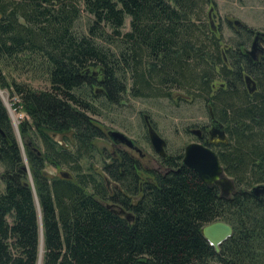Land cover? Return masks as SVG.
I'll return each instance as SVG.
<instances>
[{
	"label": "trees",
	"instance_id": "1",
	"mask_svg": "<svg viewBox=\"0 0 264 264\" xmlns=\"http://www.w3.org/2000/svg\"><path fill=\"white\" fill-rule=\"evenodd\" d=\"M203 2L0 0V90L26 117L18 132L28 168L0 99V264H38L41 232V264H264V197L250 194L264 185V56H245L246 37L229 69L203 22ZM82 12L91 17L85 34L75 28ZM30 74L46 88L19 80ZM95 86L111 104L124 94L175 98L172 90L183 92L178 99H202L224 126L227 143L212 149L234 193L221 197L202 183L182 154L161 159L164 171H143L120 152L102 170L118 183L111 196L82 165L104 137L91 116L97 95L85 93ZM55 135L64 142L70 135L73 146ZM46 164L68 168L69 178L48 179ZM217 221L232 228L218 252L202 235Z\"/></svg>",
	"mask_w": 264,
	"mask_h": 264
},
{
	"label": "rangeland",
	"instance_id": "2",
	"mask_svg": "<svg viewBox=\"0 0 264 264\" xmlns=\"http://www.w3.org/2000/svg\"><path fill=\"white\" fill-rule=\"evenodd\" d=\"M203 15L206 24H208L207 15L215 27H218L222 33L224 43H229L234 39L235 28L231 29L224 22L238 21L254 31L264 32V0H203ZM82 8V7H81ZM91 17L82 12L80 18L75 23L76 31L79 33H87V27ZM215 23V24H214ZM221 27V28H219ZM129 31V18L125 19L122 33ZM249 50V45L247 46ZM94 71V70H93ZM29 83L35 89L46 88L43 79L32 77V75H22L19 79ZM221 83H215L216 87ZM130 85H128L129 88ZM95 89H85L87 98L89 95L95 94ZM176 94L175 98H133L129 94H124L122 99L115 104L108 103L106 99L97 92V97L92 100L98 114L91 115L96 121V125L100 127L104 133V137L94 141L96 148L94 158L91 161L82 163L84 170L91 171L98 175L109 189L113 188L111 178L103 173V167L111 163L118 157L120 152H126L134 159L138 160L140 169L143 171L162 170L161 158L153 151L146 135V128L143 116H147L149 122L154 127L158 135L166 141V156L175 157L179 154L183 155L184 147L196 142L197 139L191 134V130L209 128V117L205 102L202 99H178L183 93L179 90H172ZM127 93H129L127 91ZM7 103L10 107L7 95ZM179 96V97H177ZM183 98V96H181ZM13 102L15 99H12ZM90 100V99H89ZM12 119H15V125L25 119V115L16 113L11 109ZM9 116V115H8ZM15 117V118H14ZM10 118V117H9ZM108 131H119L130 138L135 145L141 150L142 157L124 146L113 145L107 137ZM64 135H55L53 138L63 146L71 148L73 146L71 136L66 135L67 140L64 142ZM66 167L55 168L46 164L44 174L48 179L59 177L61 173H68ZM3 167L0 164V175ZM142 178L147 176L144 173ZM0 191H4V184L0 182ZM90 192V191H89Z\"/></svg>",
	"mask_w": 264,
	"mask_h": 264
},
{
	"label": "water",
	"instance_id": "3",
	"mask_svg": "<svg viewBox=\"0 0 264 264\" xmlns=\"http://www.w3.org/2000/svg\"><path fill=\"white\" fill-rule=\"evenodd\" d=\"M235 25H239L238 21L234 22ZM259 42L264 43V32L257 31L255 33V37L253 39V42L251 44V48L248 51V55L255 60L256 56L255 54L259 50ZM89 72V70H87ZM93 75L96 76L97 72H93ZM245 83L248 91L250 93H253L256 89L255 82L252 78L249 76H245ZM102 91V89H99ZM98 91H95V94ZM2 91L0 90V99L5 106L7 113L10 117V121L12 124V127L14 129L15 135L17 137V140L20 142V145L22 147L20 136L18 132L17 125L14 124L11 113H10V107L3 99ZM209 120L211 123V129L209 131V134L211 137H216L223 142H225V130L224 126L217 122V120L214 117L213 111L211 108H208L207 110ZM144 125L146 128V135L149 140V143L155 152V154L160 157L161 159H164L166 157V141L161 138L154 127L149 122V119L147 116H143ZM200 130H191V134L194 135L198 141L191 142L187 144L183 149V156H182V165L191 170L193 173L197 175V177L201 180L202 183H204L207 186L215 185L220 190V196L221 197H230L235 190V186L232 182V180L225 174L222 165L220 164L218 155L216 152L210 148L209 146H206L199 142L200 139ZM108 139L111 141L113 145L117 146H124L129 150L135 151L140 157H142L141 150L135 145V143L128 138L125 134L119 132V131H108L107 133ZM22 155L24 159L25 164V170H28L27 168V161L26 157L24 155L23 147H22ZM60 177L62 178H69V174L61 173ZM29 183L31 187H33L32 180L29 176ZM250 194L254 198H260L264 197V185H256L250 189ZM108 209H112L114 213H117L121 216H123L128 222H131L133 220V215L130 212H126L122 208L114 207L113 205H106ZM115 208V209H114ZM39 211V210H38ZM202 235L204 239L208 242V244L214 248L216 252L219 251L220 245L225 242L228 238L232 236V228L230 225L222 222L217 221L210 224L205 225L202 228ZM43 248V237L42 232L40 233V248ZM42 256H38V264H41Z\"/></svg>",
	"mask_w": 264,
	"mask_h": 264
},
{
	"label": "flooded vegetation",
	"instance_id": "4",
	"mask_svg": "<svg viewBox=\"0 0 264 264\" xmlns=\"http://www.w3.org/2000/svg\"><path fill=\"white\" fill-rule=\"evenodd\" d=\"M207 19H208V24H206L207 26V29L209 31L212 32V34L215 36L216 39H218V46H219V53L221 54V57H222V60H223V63H225L228 68L230 69L231 66H229V61H228V58L231 54H234L235 51H236V47L238 44H240L242 41L244 42L246 37L248 38V42H246L247 44H245L243 48V53L245 54V56L249 57L251 60H253L249 55H248V51L250 50L251 48V44L253 42V39L255 37V33L257 31H254L250 28H247L245 25H243L241 22H239V25H235L234 22H233V26L231 25L232 23L230 21H224L227 26L231 29L235 28V35H234V39H231L229 41V43H224L223 41V37H222V33L219 32L218 30V27H215L213 25V22L211 21L210 19V15H207ZM215 24V23H214ZM221 28V27H219ZM249 45V50L247 49V46ZM256 56V59L253 60V61H257L260 57L264 56V43L263 42H259V50L257 51V53L255 54ZM250 77V76H249ZM251 78V77H250ZM97 79V77H96ZM97 85V84H96ZM222 85V83L220 84ZM244 85H246L245 83V80H244ZM95 87H99L97 89L98 92H100L101 94H103L104 90L103 88L100 86H95ZM95 87H93V89H95ZM99 89H102V91H100ZM179 97V96H177ZM180 98V97H179ZM209 117V116H208ZM210 121V120H209ZM211 129V123L209 124V128L206 129V128H201L199 129L200 130V139H199V142H201L202 144H205V145H208L210 148H218L222 145H225L227 143V140L225 138V142H223L222 140H220L218 138V136L216 137H211L210 134H209V131ZM197 139V138H196ZM198 141V140H197ZM133 151V150H131ZM135 152V151H133ZM136 153V152H135ZM132 157V156H131ZM140 157V156H139ZM133 158V157H132ZM141 158V157H140ZM140 174V173H139ZM112 180V179H111ZM112 184L114 185L113 188H110L108 187L107 185V188H108V192L111 196H114L115 195V191L116 189L119 188L118 186V183L115 182L114 180L111 181ZM115 209V208H114Z\"/></svg>",
	"mask_w": 264,
	"mask_h": 264
},
{
	"label": "bare ground",
	"instance_id": "5",
	"mask_svg": "<svg viewBox=\"0 0 264 264\" xmlns=\"http://www.w3.org/2000/svg\"><path fill=\"white\" fill-rule=\"evenodd\" d=\"M2 96H3V95H2ZM3 99H4L5 101H7V100H6V97H4V96H3ZM10 113H11V111H10ZM11 117H12V116H11ZM14 118H15V117H14ZM12 120H13L14 124H16V123H15V122H16L15 119H12ZM39 253H40V256H42V247L40 248Z\"/></svg>",
	"mask_w": 264,
	"mask_h": 264
}]
</instances>
